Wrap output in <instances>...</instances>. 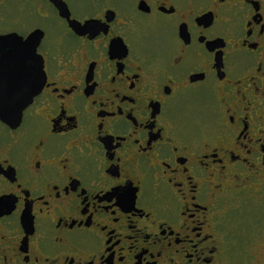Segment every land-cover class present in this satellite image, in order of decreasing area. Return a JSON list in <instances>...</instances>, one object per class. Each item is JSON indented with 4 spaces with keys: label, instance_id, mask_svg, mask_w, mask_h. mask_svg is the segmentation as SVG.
I'll list each match as a JSON object with an SVG mask.
<instances>
[{
    "label": "flooded vegetation",
    "instance_id": "flooded-vegetation-1",
    "mask_svg": "<svg viewBox=\"0 0 264 264\" xmlns=\"http://www.w3.org/2000/svg\"><path fill=\"white\" fill-rule=\"evenodd\" d=\"M0 94V264L264 238V0H0Z\"/></svg>",
    "mask_w": 264,
    "mask_h": 264
},
{
    "label": "rangeland",
    "instance_id": "rangeland-1",
    "mask_svg": "<svg viewBox=\"0 0 264 264\" xmlns=\"http://www.w3.org/2000/svg\"><path fill=\"white\" fill-rule=\"evenodd\" d=\"M198 100L192 103V110L195 109ZM244 244L238 246L237 260L240 264H264V238L248 237L242 241Z\"/></svg>",
    "mask_w": 264,
    "mask_h": 264
},
{
    "label": "water",
    "instance_id": "water-1",
    "mask_svg": "<svg viewBox=\"0 0 264 264\" xmlns=\"http://www.w3.org/2000/svg\"><path fill=\"white\" fill-rule=\"evenodd\" d=\"M2 95L0 94V102H1Z\"/></svg>",
    "mask_w": 264,
    "mask_h": 264
}]
</instances>
